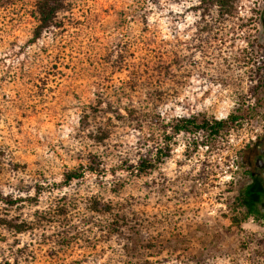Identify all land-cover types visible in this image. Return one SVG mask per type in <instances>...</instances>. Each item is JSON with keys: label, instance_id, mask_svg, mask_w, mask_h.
<instances>
[{"label": "rangeland", "instance_id": "obj_1", "mask_svg": "<svg viewBox=\"0 0 264 264\" xmlns=\"http://www.w3.org/2000/svg\"><path fill=\"white\" fill-rule=\"evenodd\" d=\"M199 2L62 0L34 37L36 0H0V264H126L93 199L178 234L166 264H264V216L240 202L264 117V0ZM130 107L150 113L141 131L119 117ZM230 113L217 135L173 133Z\"/></svg>", "mask_w": 264, "mask_h": 264}, {"label": "trees", "instance_id": "obj_2", "mask_svg": "<svg viewBox=\"0 0 264 264\" xmlns=\"http://www.w3.org/2000/svg\"><path fill=\"white\" fill-rule=\"evenodd\" d=\"M199 3L205 8L215 6L221 12H226L227 7L229 6L228 0H200ZM61 5L62 0H36L39 23L36 27L34 37H38L43 28L51 25L52 19L55 16V13L60 9ZM150 94H152L156 99H160L159 96H156V91L151 92ZM146 109L147 108H141L139 110L136 107H130L126 109V115H121L119 117L124 119L129 118L132 121L135 120V127L141 131L144 127L143 121H145V119L150 115L149 111ZM240 117V115L233 113H230L225 118L212 120H208L204 117L201 119L195 117H180L173 126V133L193 129L202 130L211 136L217 135L221 130L227 128L229 124H233ZM106 131L107 130L105 128H101L96 134H93V140L101 142L107 133ZM167 139H170L169 136ZM164 148H157V157L160 156ZM151 166V163L142 160L139 163L138 171L145 172V169ZM80 175V172L70 171L66 174L65 180L69 181L79 177ZM257 196V184L255 183V179H253L249 184H246L242 188L240 202L242 206L246 208L249 215L252 214L256 217H260V214L256 210ZM8 202L12 204L15 201L9 199ZM85 209L91 212L113 214L109 223L105 228H102V230L105 232V237L116 235L125 239V244H123L122 249L123 254L126 257V264H166L168 259L161 256L164 249L166 247H172L174 250L180 243L181 239L178 237V234L173 232L163 233L159 230V228H156L157 230H155V234H148V231L151 228L147 226L143 222L144 220L140 219L138 216V214H142V212L132 208L128 204L112 201L101 202L97 199H93L86 204ZM126 214H130L131 218H128ZM0 220L3 221L2 218ZM7 223L8 224L6 225L8 227H14V229L18 232L25 231V227L21 222L15 224H12L11 222ZM2 224H4V222H2ZM68 238L69 239L66 238L65 242L69 245L75 237L74 235H71Z\"/></svg>", "mask_w": 264, "mask_h": 264}, {"label": "flooded vegetation", "instance_id": "obj_3", "mask_svg": "<svg viewBox=\"0 0 264 264\" xmlns=\"http://www.w3.org/2000/svg\"><path fill=\"white\" fill-rule=\"evenodd\" d=\"M262 119L260 132L256 136L255 171L252 172V179L257 184L256 210L260 217L264 216V117Z\"/></svg>", "mask_w": 264, "mask_h": 264}]
</instances>
